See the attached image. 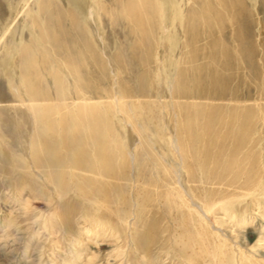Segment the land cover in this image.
<instances>
[{"label":"rangeland","instance_id":"obj_1","mask_svg":"<svg viewBox=\"0 0 264 264\" xmlns=\"http://www.w3.org/2000/svg\"><path fill=\"white\" fill-rule=\"evenodd\" d=\"M0 264H264V0H0Z\"/></svg>","mask_w":264,"mask_h":264}]
</instances>
